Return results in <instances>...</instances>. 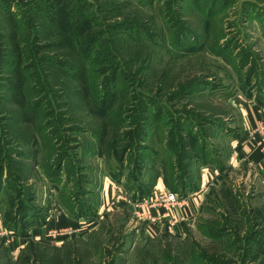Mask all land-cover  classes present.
<instances>
[{"label": "rangeland", "instance_id": "374dc122", "mask_svg": "<svg viewBox=\"0 0 264 264\" xmlns=\"http://www.w3.org/2000/svg\"><path fill=\"white\" fill-rule=\"evenodd\" d=\"M49 2L0 0V227L13 231L5 220L18 202L46 212L42 225L25 226L8 242L0 237V264H264V161L262 168L244 162L228 173L192 161L191 177L199 183L186 195L201 190L203 196L194 217L178 227L147 231L146 222L120 204L97 219L99 193L109 182L130 198L126 185L155 173L164 186L162 163L171 168L176 161L170 134L173 142L177 135L186 143L200 137L228 165L237 139L225 128L243 137L249 130L240 110L258 106L255 82L249 95L238 82L249 66L256 72L252 81L263 78L264 0H61L82 29L71 38L91 97L101 102L118 92L106 117L89 111L75 93L81 85L47 59L72 60L43 41L46 34L55 40V25L46 22L55 14ZM80 14L89 21L82 23ZM179 24L176 34L172 27ZM10 40L21 46L20 63L9 54ZM17 62L30 124L9 98ZM111 118L115 124L99 141L102 123ZM208 120H218L223 131ZM182 124L195 130V139L177 133ZM29 134L37 141L24 144ZM57 156L64 158L59 165ZM72 194V201L89 199L93 213L72 216L63 203ZM59 213L70 221L35 236Z\"/></svg>", "mask_w": 264, "mask_h": 264}, {"label": "trees", "instance_id": "16d2710c", "mask_svg": "<svg viewBox=\"0 0 264 264\" xmlns=\"http://www.w3.org/2000/svg\"><path fill=\"white\" fill-rule=\"evenodd\" d=\"M51 1L53 2V4L51 3ZM49 5H50V9L54 11L55 14H53L52 16H48V18L46 19L47 20L46 22L50 25H55V28H53L54 30H56L54 33L55 40H49V34H46L43 37L45 39L43 41H48L49 43L48 48L49 49L51 48L53 53L54 51H57V49H62V51H66L62 53H65L66 56L72 58V60H68L69 62H66L67 60L62 59L61 57L53 54L50 58L49 57L47 58L49 59L48 61L55 63L54 64L55 68L53 70L58 71V72L62 70V73L69 74L71 77L75 79L76 82H78L81 85V87L78 88L75 91V93L79 95L83 104H85V106L87 107L89 111H91L93 114L98 115V116L101 114V112H103V115L101 117H106L104 116V114H106L107 111L114 105L115 98H117L118 96V92H116V90L109 92L106 95L105 99L101 102L100 101L97 102L91 97V93L89 92V84L86 81V72H87L86 66L79 58L80 51L73 44V41L71 38L73 34H77V31L79 29L80 31L82 29L81 27H79V25L75 23L74 20H71L69 16L70 9H68L67 5L61 2V0H50ZM80 15H81L80 18H83L82 23H86L89 21L87 16L85 15L82 16V14ZM54 16L55 18H53ZM181 27L182 25L179 24L178 26H174L172 28L176 30L175 33L178 34V29H180ZM81 33H83V31ZM12 39L13 40L15 39L14 34L12 35ZM13 40H10V42H12L13 44L11 46V52H9V54L12 53V55L17 58L16 61L20 63L21 60L23 59L22 49H21L20 44L14 43ZM18 62H17V65L14 66L13 68V78L10 80V83L8 86V93L10 95L9 97L10 100L16 102V104L18 105V108L20 110L19 111L20 119L30 124V122L32 121V118L28 115L27 106L25 105L22 99L23 83L21 79ZM244 65L246 66L247 63H244L241 67H243ZM253 74L255 75L256 72L255 70H253L252 66H249L246 69L245 74L239 76L238 83L241 85L243 89H245L246 94L249 95L250 92H248V89H250L251 85L255 82L254 84L255 87L258 86L257 103L258 105L264 107V74H262L263 78H261V80L255 81L254 79V81H252ZM195 83L204 84V82H202L201 80ZM191 84L193 85V81H190V83L189 82L187 83L188 86ZM57 87H59L60 89L63 88L62 86H59V85ZM185 88H182V89L184 90ZM115 118H111L110 120L114 122H110L108 119L104 122V124L102 123L101 129L98 131V134L96 135V137L100 136L99 141L101 140L103 141V139L105 140L104 137H106L107 135L106 131L109 130L110 125L115 124L116 122ZM207 122L215 130L220 131V132L223 131L221 129L222 126H220L217 123L219 122L218 120L217 121L208 120ZM177 129H178L177 133L179 132V134L184 131H188L192 135L196 133L194 132L195 130H192L191 128L185 129L183 124L179 126ZM225 129L227 130V133L232 136V138L240 137V133H238L234 128L230 129L226 127ZM34 137H35L34 134H29L27 136L22 137L21 139L24 144H28L30 140L33 142L37 141ZM171 138H172V134L168 135L167 139L169 140L172 148L174 147L173 151L175 152L174 155H175L176 161L175 163H173L174 165L171 168L165 165L164 162L162 163L163 164L162 169L166 168V170H164L165 176L164 175L162 176V181H163L164 186L168 188L169 190L176 192L181 196H185L187 192L194 190L198 187L199 176H197V179H193L191 177L192 176L191 175L192 161H195L197 163V166L198 165L201 166L204 164H214L218 167V170L220 173L224 171L225 165H223L220 162V157L217 156V153L216 155H215V152L212 153V150L208 148L209 145L207 144V142L204 141L202 143L200 137L196 138V135H194V139L196 138L194 140L195 142L187 141V143L184 140V138L183 140H181L182 137L181 136L178 137V135H177V140L175 142H173ZM105 148H107L106 150L108 151L109 146L105 145ZM189 148H192L190 152L183 151V149L187 150ZM62 160H64L63 157H60L57 159L58 165L60 164L59 162H61ZM183 160H185V162ZM167 168H169L168 169L169 175L167 173ZM2 169H3V166L1 163L0 164V176L2 174ZM43 169L45 173H48L49 167H43ZM157 178H158V175L157 173H155L149 177V180H146L145 182L143 180H140L139 182L137 181V183H135L134 185L127 184L126 188L130 192L131 199L135 200V199L141 198L144 195H147L151 191L152 187L156 183H158L156 182ZM74 197H75L74 194H72L67 197L66 201L63 200L64 205L67 206L72 216H74L75 218H80V217L89 216L93 213L94 211L93 207L95 208V206L94 204H90L91 202H88L89 199L85 201H81V200L72 201ZM14 200L19 201L18 197H16ZM84 202H86V205L84 204ZM13 207H14L15 212L13 211L14 212L13 215L6 218L5 223L9 228H12L13 230L12 232H14V234L24 233L22 231L26 227H30L31 225H36V226L40 224L42 225L45 222L46 212L42 210L40 211L37 210L38 209L37 207H34L30 204L29 205L22 204L20 202H18V204L16 205H13ZM15 207L17 208V210H15ZM27 219H29L28 223H27Z\"/></svg>", "mask_w": 264, "mask_h": 264}, {"label": "crops", "instance_id": "0c3cea01", "mask_svg": "<svg viewBox=\"0 0 264 264\" xmlns=\"http://www.w3.org/2000/svg\"><path fill=\"white\" fill-rule=\"evenodd\" d=\"M241 109V108H240ZM241 112V123L244 127V131L246 129H250L253 128L254 126H256L260 121L263 120L264 116V107L260 106V105H253L251 104H246L245 105V109L244 112L242 110H240ZM264 122V121H263ZM247 132V133H246ZM248 131H245L244 134V138L242 136H240L239 138H233V139H237L236 142V146L232 149H229L228 154H227V158H229V162L228 165H225V172L228 173L232 170H236L239 169V167L241 166L242 163H247L249 165H252L253 167H256L258 169L262 168V162L264 161V154L262 150H260L257 146H256V141L252 138H250ZM239 140V141H238ZM260 150V151H259ZM259 164V165H258ZM207 178L204 176L201 177L200 179V185L201 187H205V185L207 184ZM208 186V185H207ZM100 198H99V210H97V219L100 218V215L105 212L106 210H108L109 206L107 205L108 202H113L112 204V208H114V210L116 209H121L119 206L122 205V209H127L128 211L131 212V207L130 205L126 202L125 200V196L120 192V187L119 186H113L112 183H108V185L104 188H102V190L100 191ZM188 200L186 202V205L184 206V208H182L179 211L175 212V215L182 213L184 214L187 219H192L194 217V213L197 212L198 210V206L201 203V198H202V191H195L194 193H192L191 195L188 194ZM121 202L126 203V205L121 204ZM117 206V207H116ZM128 207V208H127ZM132 216V214H131ZM133 217V216H132ZM70 221L69 217H67L66 215H62V214H57L55 215L52 219H50L45 225H43L41 228H39L38 232H36L35 236L38 235L39 233H44L46 234L48 232V230L50 228H59L64 226L65 224H67ZM150 226H152L154 228V230H159V228L161 227L160 225L156 224H150ZM179 225H177L178 227ZM34 236V238H35ZM50 239V241L54 240L53 236H48V240Z\"/></svg>", "mask_w": 264, "mask_h": 264}, {"label": "built area", "instance_id": "2783aa9c", "mask_svg": "<svg viewBox=\"0 0 264 264\" xmlns=\"http://www.w3.org/2000/svg\"><path fill=\"white\" fill-rule=\"evenodd\" d=\"M248 134L256 141V146L264 151V122H260L250 128ZM257 135L258 137L255 139ZM188 197V195L181 196L158 182L147 195L135 200L125 196V200L131 207L132 216L138 220L145 221L146 230L151 231L154 228L150 224L157 223L160 226L168 224L170 227L185 221L187 217L184 214L175 215V212L184 208ZM112 204L113 202H108L107 205L111 207ZM0 237H5L8 242L13 238V232L0 227Z\"/></svg>", "mask_w": 264, "mask_h": 264}]
</instances>
